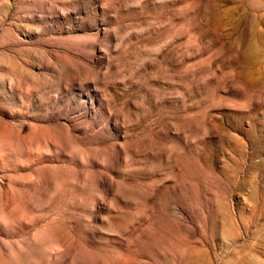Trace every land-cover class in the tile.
<instances>
[{
    "label": "rangeland",
    "instance_id": "1",
    "mask_svg": "<svg viewBox=\"0 0 264 264\" xmlns=\"http://www.w3.org/2000/svg\"><path fill=\"white\" fill-rule=\"evenodd\" d=\"M0 264H264V0H0Z\"/></svg>",
    "mask_w": 264,
    "mask_h": 264
}]
</instances>
